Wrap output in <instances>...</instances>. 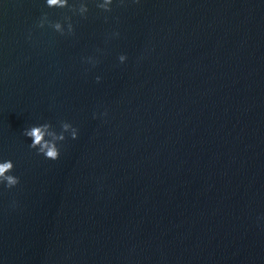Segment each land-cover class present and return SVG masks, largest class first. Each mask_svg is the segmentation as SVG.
Listing matches in <instances>:
<instances>
[{"label":"water","instance_id":"water-1","mask_svg":"<svg viewBox=\"0 0 264 264\" xmlns=\"http://www.w3.org/2000/svg\"><path fill=\"white\" fill-rule=\"evenodd\" d=\"M86 2L0 0V264H264V0Z\"/></svg>","mask_w":264,"mask_h":264},{"label":"clouds","instance_id":"clouds-1","mask_svg":"<svg viewBox=\"0 0 264 264\" xmlns=\"http://www.w3.org/2000/svg\"><path fill=\"white\" fill-rule=\"evenodd\" d=\"M112 2L113 0H97L96 7L104 12H110L112 10ZM46 6L48 8H67L73 15L78 14L83 18H86V14L89 11L86 0H73V3H69V0H46ZM45 24L61 35H74L71 15H65L62 23L60 20H50L47 13H42L37 27H44ZM113 35H119V33H113ZM125 59L126 56L124 54L118 57L120 62H124ZM87 60L93 64L96 63L92 57H88ZM96 80L99 81L100 77L97 76ZM65 133H69L72 139H76L78 130L69 122L61 121L59 132L55 131L48 122L31 125L22 131L25 137L31 138L29 148L36 149L38 154H42L46 159L50 160L58 159L60 152L57 142L65 139ZM13 167L11 160L0 162V183H3L7 188H12L19 183V177L11 174Z\"/></svg>","mask_w":264,"mask_h":264}]
</instances>
